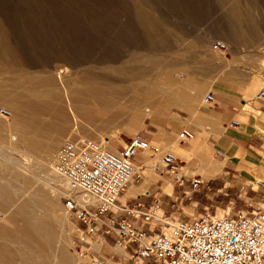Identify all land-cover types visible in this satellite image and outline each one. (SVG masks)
<instances>
[{
  "label": "rangeland",
  "instance_id": "rangeland-1",
  "mask_svg": "<svg viewBox=\"0 0 264 264\" xmlns=\"http://www.w3.org/2000/svg\"><path fill=\"white\" fill-rule=\"evenodd\" d=\"M217 39L227 48L213 49ZM263 68L264 0H0V107L10 111L0 114V185L7 192L0 226L21 227L27 202L26 215L53 226L54 247L23 244L22 253L36 264H93L64 205L67 183L52 166L59 145L88 135L121 149L148 114L175 108L168 94L187 92L192 100L202 81L240 73L244 83ZM94 86L128 90L103 97L114 103L106 117L79 120L71 92ZM87 94L80 98L91 104L98 97ZM48 96L52 107L41 109ZM223 196L229 194L201 188L164 208L180 216L233 213L237 207ZM11 214L13 224L6 222Z\"/></svg>",
  "mask_w": 264,
  "mask_h": 264
},
{
  "label": "built area",
  "instance_id": "built-area-1",
  "mask_svg": "<svg viewBox=\"0 0 264 264\" xmlns=\"http://www.w3.org/2000/svg\"><path fill=\"white\" fill-rule=\"evenodd\" d=\"M212 48L223 50L227 43L217 39ZM257 97L264 98V89ZM213 99L212 93L204 97ZM8 113L0 107V114ZM237 124L233 120L229 125ZM179 136L189 139L194 131L185 127ZM140 150L158 154L156 167L185 184L175 152L139 133L117 150L88 135L67 138L57 149L54 170L67 183L64 205L75 218L79 242H89L103 228L105 233H115L114 245L122 249L108 256L93 255V264H264V209L260 207L180 216L167 212L158 199L149 206L122 203L123 190L135 175L140 176L141 166L133 160ZM191 183L196 187L201 179L192 178Z\"/></svg>",
  "mask_w": 264,
  "mask_h": 264
},
{
  "label": "crops",
  "instance_id": "crops-1",
  "mask_svg": "<svg viewBox=\"0 0 264 264\" xmlns=\"http://www.w3.org/2000/svg\"><path fill=\"white\" fill-rule=\"evenodd\" d=\"M261 89H264V68L244 83L240 73L202 81L201 86L195 87L192 100L186 96L187 92H181L178 98L168 94L166 99L175 108L148 114L138 133L175 152L179 169L185 174V184L180 185L173 173L157 170L161 169L156 167L158 154L140 150L133 160L144 171L123 190L120 201L149 206L158 199L164 207L169 201L183 203L203 188L214 194H229L222 200L227 198L236 206L234 212L254 207L264 209V98L257 97ZM208 93L214 95L213 100H204ZM175 98L179 99L177 104ZM233 120L239 124L229 125ZM185 127L194 131L193 137L179 136ZM195 177L201 183L193 187L191 181ZM118 215L123 213L120 211ZM115 239L114 232L105 233L101 228L90 237L87 249L92 256H108L114 249L122 253L114 245Z\"/></svg>",
  "mask_w": 264,
  "mask_h": 264
},
{
  "label": "bare ground",
  "instance_id": "bare-ground-1",
  "mask_svg": "<svg viewBox=\"0 0 264 264\" xmlns=\"http://www.w3.org/2000/svg\"><path fill=\"white\" fill-rule=\"evenodd\" d=\"M80 81H82V80H80ZM52 83L53 82L48 81L45 84L52 86ZM86 85H87V83H86ZM82 87L83 86H81V88ZM89 87H90V85H89ZM127 90L122 89V88H120V89H114L113 88L110 90L108 88L106 89L103 87L94 86L92 88H88L87 90H85V92L79 91V90L72 91L71 96L73 97V100H72L73 103L76 104L75 105L76 106L75 107V113H76L77 118L79 120H84L86 118L100 119V118L106 117L108 115L107 111L110 110V108H112L114 103H111L110 101L105 100L106 98L103 99V97H105L109 94H115L117 96H121V95H124L127 92ZM84 93H88L89 95H96L98 97H96V100L94 102L92 101L93 103L91 104V101L86 102L80 98V96ZM88 94H87V96H89ZM84 96L85 95H83V97ZM42 97H43V95H42ZM84 98L86 99V96ZM117 99H118V97H117ZM52 100H53L52 96H48L47 98H45L46 102L43 105H41L40 108L41 109L51 108L53 105ZM40 108H38V109H40ZM60 113L63 114L64 111H60ZM16 120L20 124H22L23 126H25L29 122V120H27L25 117H22L21 115H17ZM68 138H71V137H68ZM107 143H108V141H107ZM55 158H56V156H55ZM55 158H54L53 163H52L53 168H54V164H55ZM2 197H7V192H6V189L0 185V199H2ZM25 207H27V202H24V205L21 208V212H22V217H21L22 218V226L21 227L16 228L15 230H7V229L3 228L2 226H0V264H36L35 262H33L34 260H32L29 255H27L26 253H22L21 248H22L23 244H25V245L33 248V249L40 250L42 252L49 251L54 247L53 246V238H54L55 233H54V230L52 228L53 226H51V224L49 222L44 221L42 218H39L38 216L32 217L29 214L26 215ZM31 210L34 211L33 208ZM18 212L20 213V210ZM16 218H17V215L11 214L10 218H8V220H6V222L7 223L10 222L11 224H13V223H15ZM0 222H2V224H5V223H3V222H5V219L0 218ZM59 246H61V245H59ZM62 256H63V254H62ZM64 256H65V254H64ZM34 258H35V256H34Z\"/></svg>",
  "mask_w": 264,
  "mask_h": 264
}]
</instances>
